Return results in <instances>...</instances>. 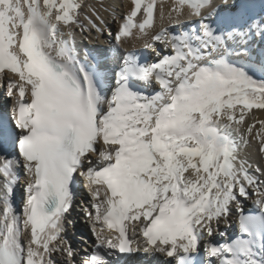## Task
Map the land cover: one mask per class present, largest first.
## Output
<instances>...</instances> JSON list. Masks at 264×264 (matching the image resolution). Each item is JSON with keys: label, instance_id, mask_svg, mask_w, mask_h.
I'll list each match as a JSON object with an SVG mask.
<instances>
[{"label": "snow or ice", "instance_id": "6c2138e0", "mask_svg": "<svg viewBox=\"0 0 264 264\" xmlns=\"http://www.w3.org/2000/svg\"><path fill=\"white\" fill-rule=\"evenodd\" d=\"M165 2L0 0V264H264V0Z\"/></svg>", "mask_w": 264, "mask_h": 264}, {"label": "bare ground", "instance_id": "6f19581e", "mask_svg": "<svg viewBox=\"0 0 264 264\" xmlns=\"http://www.w3.org/2000/svg\"><path fill=\"white\" fill-rule=\"evenodd\" d=\"M85 5H92L95 6L101 14L108 20L109 26L113 32L117 29V24L112 20V11L122 16L125 12V4L128 3V0H84ZM161 0H158L157 5V12L159 11V5ZM172 0H166L165 2V10H168V7L171 5ZM103 5V7H101ZM130 6V5H129ZM107 8L108 11H104ZM87 11V7L85 8ZM157 26L159 25V21H156ZM79 47L81 50H92L97 53L101 51H107L110 47L109 44V36L105 33L104 35L97 38L96 33L93 31L88 38H84V36L79 35L77 36ZM138 46L142 47V44ZM151 53V50H149ZM111 56V53H109ZM113 61L111 59L108 60V65L111 66ZM253 71L258 78L264 77V68L261 67V58L257 57L256 63L253 66ZM5 102L9 105L11 104L10 98L6 95V87L0 86V110L3 109L2 104ZM264 120V110L260 109H253L252 113L249 114L247 118V123L251 124L254 121ZM256 127L259 128V123L256 124ZM241 155L246 157L249 161L254 164H258L264 166V156L261 155L259 152V144L253 139L248 145L242 146ZM78 199L82 200L81 204H77L75 206V210L72 211L71 215L69 216L70 220H73L74 223L68 228L67 237L73 243L74 246L77 247H87V245L83 244L81 241V237H84L85 240L88 241V244H91L93 241L92 233L85 221V218L82 213V207L89 203L90 197L88 194V190L82 185L78 188ZM251 207V203L248 205ZM84 253L81 252V255Z\"/></svg>", "mask_w": 264, "mask_h": 264}]
</instances>
